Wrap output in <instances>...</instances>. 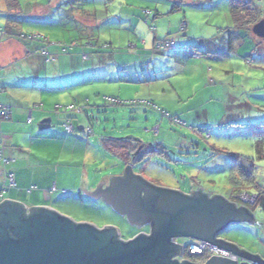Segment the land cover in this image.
Returning a JSON list of instances; mask_svg holds the SVG:
<instances>
[{"label": "rangeland", "instance_id": "rangeland-1", "mask_svg": "<svg viewBox=\"0 0 264 264\" xmlns=\"http://www.w3.org/2000/svg\"><path fill=\"white\" fill-rule=\"evenodd\" d=\"M235 1L243 2L247 27L264 19V0H87L76 5L69 0H0V38L9 27L8 40L34 54L31 64L17 60L13 71L33 78L38 68L47 86L59 91L51 96L52 112L55 104L65 107L57 114L63 121L70 118L75 128L69 137L60 126V139L44 157V170L58 171L61 214L99 229L115 227L123 241L150 231L149 225L130 224L102 200L81 195L80 189H97L101 181L125 173L127 166L101 146L102 137L134 136L166 146L170 160L155 153L132 166L133 172L185 194L202 188L232 199V190L243 185L240 175L231 179V155L237 152L253 160L255 180L257 166L264 171V38L235 27ZM177 3L182 9L173 12ZM165 40L176 47L153 52ZM40 48L56 62L46 64ZM231 94L258 108L251 113L238 108V102L228 100ZM109 98L122 103L110 104ZM71 104L83 112L66 113ZM231 106L241 117L236 125L219 121ZM208 113L221 119L208 125ZM76 136L85 140L77 144ZM245 194L253 197L247 204L253 206L255 192L249 189L240 197ZM254 215L255 224L230 225L221 236L264 260V212L257 209ZM178 242L186 247L190 240Z\"/></svg>", "mask_w": 264, "mask_h": 264}, {"label": "water", "instance_id": "water-1", "mask_svg": "<svg viewBox=\"0 0 264 264\" xmlns=\"http://www.w3.org/2000/svg\"><path fill=\"white\" fill-rule=\"evenodd\" d=\"M252 32L264 38V19ZM126 139L141 142L134 136ZM103 184L95 192L83 191L103 198L130 224L149 225L150 233L123 241L115 227L99 229L47 207L27 211L22 203L5 200L0 203V264H193L175 259L183 251L179 238L200 241L240 260L213 256L206 264H264L258 255L219 238L230 225L255 224L254 214L246 207L237 208L221 195L211 198L202 188L186 195L155 186L135 175L132 165H127L122 177L112 176L106 189Z\"/></svg>", "mask_w": 264, "mask_h": 264}, {"label": "crops", "instance_id": "crops-1", "mask_svg": "<svg viewBox=\"0 0 264 264\" xmlns=\"http://www.w3.org/2000/svg\"><path fill=\"white\" fill-rule=\"evenodd\" d=\"M8 30L9 27L8 29H3L4 34L0 38V45H4V47L0 49V107L8 106L11 109V115L9 119H4L0 114V139L2 140L0 147L3 149L4 155L9 159L14 160V163L5 165L0 158V203L5 200H11L25 205L27 207V211H30L29 208L32 207H47L61 214L62 212H60L57 208V204L60 203V199L62 198L61 195L64 193L63 190L59 191V183L57 182L58 171L51 173L44 170V163L46 161L44 157H46L45 153L47 152L46 148L51 143L54 145L56 140L60 139L59 134L62 133V128H60V126H62L63 118L52 112L54 102H52L51 96L55 95L59 91H53V89H50L47 86L48 81L42 80V72L36 67L33 69V78H28V74L25 73L22 76H17V74L13 71L14 64L17 60L25 58L23 60L26 61V64L28 60H30L31 64V59L34 54L31 49L19 46V43L13 39L8 40L7 37L9 35L12 36V34H9L10 30ZM156 41L157 39H154V43ZM43 60L46 63L44 58ZM45 66L47 67V65ZM22 70L23 69H21V71ZM228 100L232 101L234 104L238 102V105L236 106L240 109H247L249 113L258 108V106L253 102L245 101L241 103L240 99L232 94L228 96ZM55 101V103L58 102L56 99ZM234 113L235 111L232 109V106L228 107V111H226V113L223 110V113L221 114L222 119L219 118L221 120L216 118V114L213 115L208 113L207 124H211L209 122L210 120L216 121L214 123H217V120H219L220 122L226 121V123H233L236 125L238 123L237 120L241 117ZM231 115H234L235 117L231 118ZM30 118L32 120L31 123L29 122ZM62 131L65 132L64 129ZM71 135L72 134H68L67 136L71 137ZM74 139L78 140L77 144H80L82 143V140H85L77 136L74 137ZM90 147H92L91 144L88 148ZM235 154L241 155L239 152ZM257 168L256 182L259 186L264 188V171L259 166H257ZM9 171H13L15 174L17 183L15 188L8 187L9 182L7 180V173ZM123 175L117 177H122ZM103 182L104 184L101 187L102 189H106V185H110V179L104 180ZM83 190L92 193L97 190L94 187L86 186V188L80 189L81 195L83 196L84 194L86 199L94 201L101 200V198L95 199L87 195ZM202 192L204 191L202 190ZM186 193V195H191V192ZM210 197L212 198L213 196ZM226 200L228 202L235 203L237 208H240L241 206L246 207L254 214L251 206L241 203L238 199L232 198L230 200ZM71 206L75 207L73 203ZM77 223L84 222L78 220ZM238 224L248 223L243 222L233 225ZM143 226H140V228ZM148 233H150V231L145 234ZM220 237L222 240L231 243L227 239H224L221 235ZM190 242L192 241L190 240ZM239 249L241 250L240 247ZM185 257L190 258L189 260H192L193 264H206L213 256H208L203 260H200L203 257L198 258V256ZM259 258L262 259L261 257ZM182 260L180 259L179 262L181 263Z\"/></svg>", "mask_w": 264, "mask_h": 264}, {"label": "trees", "instance_id": "trees-1", "mask_svg": "<svg viewBox=\"0 0 264 264\" xmlns=\"http://www.w3.org/2000/svg\"><path fill=\"white\" fill-rule=\"evenodd\" d=\"M71 4L76 5L75 3H78V1L85 2L87 0H69ZM197 1H203V0H197ZM243 3V2H242ZM242 3L241 1H235V11L233 12V17L235 18L234 21L236 23V28H238V30H243L245 28V31H250L251 29H253V27L258 23V21H254L252 22V26L250 25L249 27H247L245 24L247 23V21L245 20L244 16H243V10H242ZM182 9V4L181 3H177L174 7H173V12H175V10L180 11ZM21 38L26 39V36H22ZM37 39H39L38 37H29L27 40H33V41H38ZM169 40H165V41H161L159 44H162V48H158V45H156L154 47L153 52H164L166 51L168 48L164 47V44H166ZM40 52L42 54V56L44 57L46 63H54L56 62L55 60V56L49 54L48 50L46 51L44 48H40ZM107 102H109L110 104H114V105H120L122 102H119L117 100H114L113 98H109L107 100ZM135 104H137L136 102H134ZM74 106V109H70V106ZM138 105H143V106H153L151 105V103H147V102H139ZM65 108V107H63ZM63 108L61 106L55 105V112L57 113H61V111H63ZM80 111V112H79ZM66 113H81L83 112L82 108H78V106L71 104L69 106L66 107L65 109ZM161 114L163 117H169V113H167L166 111H162L160 110ZM77 113V114H78ZM164 114H166L167 116H164ZM58 115V114H57ZM32 122V120H31ZM30 122V123H31ZM67 124H71L70 122V118L65 119L64 121H62V125L64 126V130L66 133L68 134H73L75 131V128L73 126V132H68L66 130V125ZM101 146L103 147V149L105 150V152H107L108 154L118 157L120 159V161L125 165H137L138 163H144L147 162V159L152 158L155 153L156 154H161L163 155V157L169 159V153H168V149L166 146H164L163 144H158L156 146L154 145H149V144H145L143 142H135V141H131V140H127L126 138H113V137H102L101 138ZM142 146V150L141 152L134 158V154L136 153V151L138 150V148ZM231 158L233 160V164H232V174H231V179L234 180L235 176H239L240 178L243 179V185L240 187H235L232 190V195L233 198L238 199V201H241L240 199V195L243 194L244 192H247L249 189L252 190L253 192H255V196L257 198L256 202L254 203L253 206H251V209H253V211L257 210V209H261L262 211H264V188H262L261 186H259V184H257L254 175L252 174V171L250 170L252 166V164L250 163L251 161H253L251 158H247V157H243L241 155L238 154H232ZM170 160V159H169ZM244 161V162H243ZM250 163V164H249ZM255 173V172H254ZM234 184H240V180L236 179ZM233 186V184H232ZM234 187V186H233ZM206 194V193H205ZM212 196V195H210ZM216 197V195H214ZM213 196V197H214ZM250 206V205H249ZM202 256H198V258H201ZM205 257H203L200 260H203Z\"/></svg>", "mask_w": 264, "mask_h": 264}, {"label": "built area", "instance_id": "built-area-1", "mask_svg": "<svg viewBox=\"0 0 264 264\" xmlns=\"http://www.w3.org/2000/svg\"><path fill=\"white\" fill-rule=\"evenodd\" d=\"M162 47H163L162 44L158 45L159 49ZM164 47H167L168 49L175 48L176 44L174 41H168L166 44H164ZM69 108L74 109V106L72 105ZM0 114L4 119H9L10 115H11V109L8 106H1L0 107ZM164 116H167V115L164 114ZM29 122H31V118L29 119ZM66 130L70 133L73 132L72 124H67ZM1 144H2V140L0 139V146H1ZM0 158L5 165H9V164L14 163V160L9 159L4 155V151L1 147H0ZM7 180L9 182V185H8L9 188H15L16 187L17 183H16V179H15V174L13 173V171H9L7 173ZM251 198H253V197L248 195V194L242 195L240 197L241 201H243V203H245V204H248V202H249V200H251ZM252 203H253V201H252ZM175 243L178 244L177 242H175ZM208 248H210L211 255H216L219 257H223V258H228V259H231L233 261H238L240 263V260L238 259V257L236 255L229 253L227 251L219 250L216 247L209 246L208 244L202 243L200 241H192L189 243L188 246L183 247L182 254L180 256H176L175 259L179 260L182 256H185V255L191 256V257L203 255L207 251ZM250 264H257V263H250Z\"/></svg>", "mask_w": 264, "mask_h": 264}, {"label": "flooded vegetation", "instance_id": "flooded-vegetation-1", "mask_svg": "<svg viewBox=\"0 0 264 264\" xmlns=\"http://www.w3.org/2000/svg\"><path fill=\"white\" fill-rule=\"evenodd\" d=\"M136 157V156H135ZM102 201H104L103 200V198L101 199ZM126 217V216H125ZM127 218V217H126ZM127 220H128V218H127ZM219 238L221 239V237L219 236ZM179 243V242H178ZM180 244V243H179ZM189 245V244H188ZM182 247H184L183 245H182ZM199 256H202V257H205V258H207L208 256H215L216 257V255H211V251H210V248H208L207 249V251L203 254V255H199ZM189 257H191V256H189ZM217 257H219V256H217ZM182 261H188V262H193L192 260H189L190 258H188V257H184V256H182L181 258H180ZM179 259V260H180Z\"/></svg>", "mask_w": 264, "mask_h": 264}, {"label": "clouds", "instance_id": "clouds-1", "mask_svg": "<svg viewBox=\"0 0 264 264\" xmlns=\"http://www.w3.org/2000/svg\"><path fill=\"white\" fill-rule=\"evenodd\" d=\"M243 204H245V203H243Z\"/></svg>", "mask_w": 264, "mask_h": 264}]
</instances>
